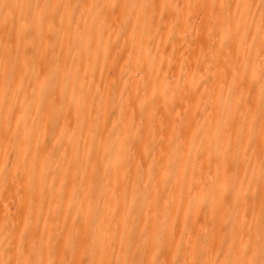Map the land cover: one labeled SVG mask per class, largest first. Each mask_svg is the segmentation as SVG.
<instances>
[{
    "label": "bare ground",
    "instance_id": "6f19581e",
    "mask_svg": "<svg viewBox=\"0 0 264 264\" xmlns=\"http://www.w3.org/2000/svg\"><path fill=\"white\" fill-rule=\"evenodd\" d=\"M0 264H264V0H0Z\"/></svg>",
    "mask_w": 264,
    "mask_h": 264
}]
</instances>
